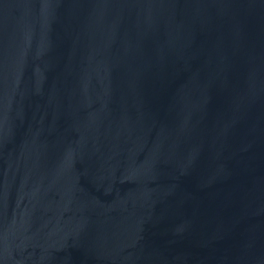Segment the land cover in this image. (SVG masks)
Here are the masks:
<instances>
[{
    "label": "water",
    "instance_id": "1",
    "mask_svg": "<svg viewBox=\"0 0 264 264\" xmlns=\"http://www.w3.org/2000/svg\"><path fill=\"white\" fill-rule=\"evenodd\" d=\"M0 264H264V0H0Z\"/></svg>",
    "mask_w": 264,
    "mask_h": 264
}]
</instances>
